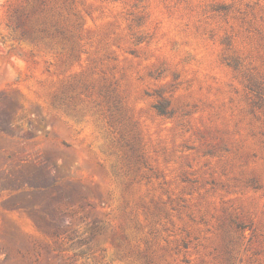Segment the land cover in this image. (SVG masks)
I'll list each match as a JSON object with an SVG mask.
<instances>
[{"label":"rangeland","instance_id":"1","mask_svg":"<svg viewBox=\"0 0 264 264\" xmlns=\"http://www.w3.org/2000/svg\"><path fill=\"white\" fill-rule=\"evenodd\" d=\"M0 264H264V0H0Z\"/></svg>","mask_w":264,"mask_h":264}]
</instances>
